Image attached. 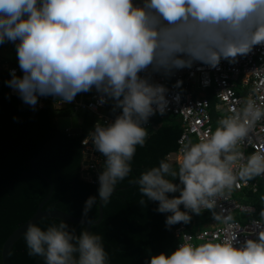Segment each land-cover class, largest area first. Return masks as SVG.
I'll return each mask as SVG.
<instances>
[{"label":"clouds","instance_id":"clouds-1","mask_svg":"<svg viewBox=\"0 0 264 264\" xmlns=\"http://www.w3.org/2000/svg\"><path fill=\"white\" fill-rule=\"evenodd\" d=\"M7 42L15 45L22 76L10 69L5 84L33 111L40 97L72 104L93 91V108H110L112 118L97 120L90 133L105 161L98 195L83 205L85 224L97 202L107 205L132 172L150 118L182 98V80L169 89L155 76L168 80L197 63L212 69L222 60L235 64L264 47V0H0V45ZM254 95L226 110L214 130L184 144L179 159L165 156L135 178L146 198L139 204L158 202L155 211L168 214L169 230L205 211L228 226L220 240L179 243L145 264H264V196L243 241L231 230V209L221 204L241 185L264 178V148L245 152L258 138L257 127L264 131V105ZM23 237L28 255L44 264H109L103 237L77 233L66 221L46 230L29 223Z\"/></svg>","mask_w":264,"mask_h":264},{"label":"trees","instance_id":"trees-1","mask_svg":"<svg viewBox=\"0 0 264 264\" xmlns=\"http://www.w3.org/2000/svg\"><path fill=\"white\" fill-rule=\"evenodd\" d=\"M0 62V264L6 240L37 212L39 205L48 199L43 210L59 209L81 217L85 200L98 195V183L83 176L85 155L82 140L92 131L98 119L94 112H84L82 133L69 134L58 127L57 118L70 115L69 109L58 110L52 102L33 111L13 95L5 84L9 72L3 71ZM13 117H18L14 120ZM147 129L149 138L144 147L137 146L131 162L132 172L118 182L107 205H103L101 223L92 227L94 234L104 239L109 253V264H145L152 255L171 254L179 244L175 231L184 225L194 232L195 218L188 224H177L169 230L166 215L155 211L158 202L142 197L135 178L143 171L158 166L159 161L178 149L182 122L178 116L155 120ZM35 160L34 165L32 160ZM43 173L46 177H44ZM52 181V184L47 179ZM262 185V183H261ZM260 185V186H261ZM263 186V185H262ZM174 195V194H169ZM264 196V195H263ZM260 197V196H259ZM257 196L259 208L261 198ZM99 201L90 212V219L99 218ZM64 220L45 218L36 223L47 227ZM77 233L86 230L82 224L70 223ZM12 264H44L41 257L28 255L22 236L11 249Z\"/></svg>","mask_w":264,"mask_h":264},{"label":"built area","instance_id":"built-area-1","mask_svg":"<svg viewBox=\"0 0 264 264\" xmlns=\"http://www.w3.org/2000/svg\"><path fill=\"white\" fill-rule=\"evenodd\" d=\"M11 50L16 51L15 45L11 42L5 43ZM10 69H16L18 76H22L18 65L8 67ZM182 80V98L180 102L172 103L168 112L163 117L169 115H178L183 121L185 131L179 139L181 148L184 144L188 143L191 136L200 137L206 134L209 129H212V115H211V103L208 97H197L194 95V84L196 81L199 83L201 90L207 93L211 90L212 93L219 99L218 109L226 111L232 107H236L238 102L243 99L236 91V82L242 79L243 85L249 87L251 85L252 92L255 90L254 99L257 103L264 105V47H256L252 53L246 57L238 58V62L230 64L227 61H221L220 65L216 69L209 68L206 65L199 63L195 64L191 69H183L168 80L163 79L159 75L155 76V80L165 84L169 89H172V85L176 80ZM180 91L179 89L173 90ZM251 92V93H252ZM95 91L90 93L79 94L75 102L72 104H63L59 99L55 100L53 97H40L39 107H42L46 102H52L58 110L69 109L70 115H63L60 117H71L77 115L80 112H94L100 119L101 123L106 120H110L112 117L103 114V111L108 107L93 108L96 105ZM159 115V114H157ZM69 134H73L69 129H65ZM258 138L254 140L252 145L245 148L246 153L260 150L264 148V131H261L258 126L256 129ZM83 151L85 155V162L83 165V173H88L87 178L93 183H98L97 176L104 168L105 158L95 150V147L91 140V135H87L82 140ZM264 182V178H261ZM250 185H241L235 191L242 190L244 187ZM222 206L226 209H231L232 214L238 212L250 213L254 211V208L250 205L236 202L232 195L227 201L221 202ZM235 218V217H234ZM250 220L241 222L235 218V227L232 231L240 232L238 239L243 241L246 238L245 229L251 227ZM228 226L223 224L213 228L204 229L197 232H189L184 228H179L176 231V235L180 238V243L191 242L194 244L202 243L206 240H220L227 234Z\"/></svg>","mask_w":264,"mask_h":264},{"label":"crops","instance_id":"crops-1","mask_svg":"<svg viewBox=\"0 0 264 264\" xmlns=\"http://www.w3.org/2000/svg\"><path fill=\"white\" fill-rule=\"evenodd\" d=\"M5 51H7L10 54H13L12 55V60H10L8 58V56L5 53ZM1 61H2V64H1L2 70L8 72V67L14 66V65H18V61H17V58H16V51L11 50L6 44L0 45V62ZM194 89H195L194 95H196L197 97H205L206 96L210 100V103H211L210 110H211V115H212V128L214 130L215 127H216V121L222 115H224L225 111H222L221 109H218V107H219L218 106L219 99L212 93L211 90H208L207 93H204V91L201 90V87H200V85H199V83L197 81L194 84ZM236 91L241 97L245 98L252 92V87H251V85L249 87L244 86L243 82H242V79H240V80H238L236 82ZM11 92H12V89H11ZM103 114H105L107 116H111L109 106L103 111ZM73 116H75V115H73ZM169 116H178V115H169ZM166 117H168V116H166ZM166 117H163L161 115L153 116L152 118H150V122L147 125V129L149 128V125L151 123H152V125H155V122H156L155 120L157 118L163 119V118H166ZM178 117L180 118V120L182 122L183 129H182V132H181V134H180V136L178 138V141H177V143H178L177 151L172 152L169 156L175 155L179 159V157H180V149H181V145L179 144V139L182 136V133L185 131V128H184L183 121H182L181 117L180 116H178ZM78 118L80 119V126H81L82 119L80 117H78ZM97 120L101 121L99 116H98ZM197 139H198V137L191 136L190 141H196ZM261 183H262L263 186L261 185ZM175 195H178V193L175 194ZM263 195H264V182L262 181L261 178H257L256 180L251 181L250 185L248 187H244L242 190L234 191L232 193V198L236 202L243 203V204H246V205H250V206H252L254 208V211H252L250 213H246V212H242V211L238 212V213H234V217L237 220L241 221V222H246L249 219L254 218L255 214L259 211V204H258L259 201H257L258 200L257 196L258 197L260 196L259 198H261ZM193 218H195V224H194L195 230H194V232L201 231V230H204V229H213V228H216V227L222 225V223H217L212 218L211 213L208 212V211H205L204 213H202L201 215H198V216L197 215H193ZM198 226H204V227L202 229H199ZM179 228H184L186 230L184 225H181ZM176 231H175V234H176ZM176 237L179 239V243H180V238L177 235H176Z\"/></svg>","mask_w":264,"mask_h":264},{"label":"water","instance_id":"water-1","mask_svg":"<svg viewBox=\"0 0 264 264\" xmlns=\"http://www.w3.org/2000/svg\"><path fill=\"white\" fill-rule=\"evenodd\" d=\"M13 95L18 96L17 93H15L12 90ZM20 99V98H19ZM58 127L62 130L69 129L73 134H80L82 133V128L80 126V119L78 116H72V117H60L58 119ZM32 164L35 167V160L33 159ZM44 177H46L43 173H41ZM84 177L88 176V173H83ZM49 182L52 184V181L47 178ZM48 199L43 201L37 210V212L34 214V216L31 217L29 221H27L24 225L19 227L4 243L3 250H2V258H3V263L4 264H12L11 259H10V253L11 249L16 243L17 240H19L22 236L24 231L26 230V227L29 223H38L40 220L45 219V218H57L64 220L66 222L70 223H76V224H81V217L74 216L68 212L59 210V209H52V210H43V206L46 203ZM99 218L96 220H91L90 222L86 221L85 224H82L86 227V230L92 231V227L94 225H97L101 223L103 216H104V208L103 205H100L99 203Z\"/></svg>","mask_w":264,"mask_h":264},{"label":"rangeland","instance_id":"rangeland-1","mask_svg":"<svg viewBox=\"0 0 264 264\" xmlns=\"http://www.w3.org/2000/svg\"><path fill=\"white\" fill-rule=\"evenodd\" d=\"M5 53L7 54L8 58H9L10 60H12V55H13V54L8 53L7 51H5ZM83 113H84V112H81L79 115H80V116H83ZM203 227H204V226H198L199 229H202Z\"/></svg>","mask_w":264,"mask_h":264}]
</instances>
